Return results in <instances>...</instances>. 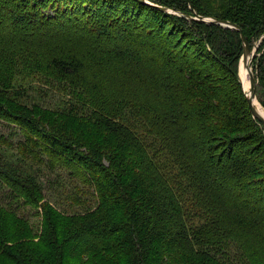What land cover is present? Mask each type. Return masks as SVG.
Instances as JSON below:
<instances>
[{
	"label": "trees",
	"instance_id": "16d2710c",
	"mask_svg": "<svg viewBox=\"0 0 264 264\" xmlns=\"http://www.w3.org/2000/svg\"><path fill=\"white\" fill-rule=\"evenodd\" d=\"M85 1L91 22L69 15L78 0H0V144L66 171L81 183L66 205L85 201L59 209L38 176L0 162L1 190L47 220L45 241L12 246L0 221V264H264V130L237 77L243 43L231 28L220 44V25L195 18L238 25L252 48L264 0H222L228 16L195 0ZM25 72L89 106L17 101L9 77Z\"/></svg>",
	"mask_w": 264,
	"mask_h": 264
},
{
	"label": "rangeland",
	"instance_id": "374dc122",
	"mask_svg": "<svg viewBox=\"0 0 264 264\" xmlns=\"http://www.w3.org/2000/svg\"><path fill=\"white\" fill-rule=\"evenodd\" d=\"M147 4V0H145ZM85 0H78L77 3V11L75 13L69 14L70 16L75 17L74 14H79L77 17L79 18H89V22H91L95 17L91 16L93 14V10L96 7H93V3H90V6L92 10H86L85 5L81 6L82 3H85ZM195 2L200 7V12L202 13H212L220 16H228L230 13L229 6L226 4V1L222 0H195ZM50 2H44V5L49 4ZM110 5H114V3L109 2ZM173 4H177V1L173 0ZM79 6H81L79 8ZM87 6V5H86ZM109 8V7H106ZM99 11L103 10V7L98 8ZM98 12V11H96ZM106 12V11H105ZM149 14L143 13L141 15L143 17L142 23L145 25H157L156 22L149 20L147 17ZM230 15V14H229ZM69 17V16H68ZM71 19H74V18ZM205 17V16H204ZM196 18V17H195ZM169 17H166L162 20H158L160 24L163 23V25L168 24ZM173 22H175L173 20ZM191 22V21H189ZM101 23V22H96ZM176 23V22H175ZM178 24V23H176ZM180 28H183L189 32L194 31V28L192 26H183L180 25ZM213 30L210 31V37H216L221 44L223 40H229L231 36L235 35L231 32L233 29L230 27H226L224 25H220L217 27H213ZM241 29V28H240ZM231 30V31H227ZM237 33L240 32L235 29ZM242 31V30H241ZM206 34V33H205ZM256 46L250 48L251 52H253V57L251 61V72L255 79V101L257 102L256 105H258L256 108L259 109V111L262 112L264 115V82L259 78V75L257 74V65H258V58L262 51H264V33L260 36H257L255 39ZM258 50V51H257ZM242 58L239 55L236 60V70H237V77L240 80L243 93L246 94V90L249 88V82L248 86L246 87V82L243 78H245V74L249 73L247 71V67L242 65ZM242 67V69H241ZM10 82L8 84V87L6 88L7 93L12 94V96L16 97L17 101H20V99L25 104L36 102L43 106V109L48 110L49 108H55L56 106L59 108H62L61 106L66 105L67 107H71L73 104L74 109L79 113L80 111H85V107L89 106V103L87 102L86 95L81 92H71V91H58L53 88L48 87L44 79L40 77L37 74L33 73H19L17 74H11L10 75ZM243 82V84H242ZM244 85V87H243ZM245 88V89H244ZM22 95V96H21ZM21 96L19 99L18 97ZM64 101V102H62ZM68 101V102H67ZM29 105V104H28ZM0 162L2 165L5 166L11 165L16 169L18 172L22 173H28L33 174L35 176H38L44 185V194L46 199L50 200L52 203H54L59 209L67 210V212L80 210L82 206H84L85 201L83 199L76 200L75 203L70 204L71 206H68L66 204L69 203L67 196H72L75 194V190L79 189L81 186V183L79 181L73 182L72 184L67 181V174L66 171L60 172V178L57 177L56 171L51 172L45 165V163H38L37 160L34 159L31 160V158L26 157L19 153V150L17 147H9L8 145H1L0 144ZM55 176V177H54ZM57 179L58 182H61L60 185H58V182L54 181ZM53 182V183H52ZM85 189V188H84ZM80 190V189H79ZM76 194H79L77 192ZM81 197L80 195H78ZM0 213L3 214V219L0 220L2 224L5 226L6 230L5 233L11 242H6V245H13L16 243L21 237L23 238H31L32 236L35 237L33 240H40L45 239L47 237V220L45 219V208L40 207L37 205H30L28 203H23L22 200H12L11 197L7 194L6 191L1 190L0 188ZM58 209V211H60ZM61 212V211H60ZM66 213V212H64ZM62 213V214H64ZM67 214V213H66ZM70 215V214H69ZM0 222V224H1ZM19 227L22 230L27 231L29 235H24L20 233ZM30 230V231H29ZM46 240V239H45ZM44 240V241H45ZM3 246V245H2Z\"/></svg>",
	"mask_w": 264,
	"mask_h": 264
},
{
	"label": "water",
	"instance_id": "95a60500",
	"mask_svg": "<svg viewBox=\"0 0 264 264\" xmlns=\"http://www.w3.org/2000/svg\"><path fill=\"white\" fill-rule=\"evenodd\" d=\"M143 2H146L145 0H142ZM147 4H151V5H154L162 10H164V8L156 5V4H152L150 2H147ZM197 19L203 21V22H207V23H215V24H219V25H224L226 27H230V28H234V29H237L239 32H240V40H242V43H243V52H242V55H241V58H242V61L244 63L245 66L248 67L247 63H246V59L247 57L250 55L251 56V59L250 61H252V57H253V52H251L250 50V47L246 41V38L245 36L243 35L240 27L232 22H229L227 20H221V19H216V18H212V17H200V16H197L196 17ZM249 69V67H248ZM248 78H249V91L246 92L245 96H246V100H247V103H248V107H249V111L251 113V115L259 122H261L262 124V127H263V130H264V118L261 114H259V112L256 110L254 104H253V100L255 99V79H254V76L251 72V67L249 69V74H248Z\"/></svg>",
	"mask_w": 264,
	"mask_h": 264
},
{
	"label": "bare ground",
	"instance_id": "6f19581e",
	"mask_svg": "<svg viewBox=\"0 0 264 264\" xmlns=\"http://www.w3.org/2000/svg\"><path fill=\"white\" fill-rule=\"evenodd\" d=\"M250 59H251V56L249 55V56L247 57V59H246V63H247V65H248L249 69H250V66H251V61H250ZM242 65H244L243 62H242ZM244 66H245V65H244ZM246 67H247V66H246ZM248 67H247V71L249 72ZM241 69H242V67H241ZM248 74H249V73H246V74H245V78H243L244 81L246 82V84H245L246 87L248 86L247 84H248V82H249ZM242 84H243V82H242ZM243 87H244V85H243ZM244 89H245V88H244ZM245 90L248 92V91H249V88H248V89H245ZM253 104H254L255 108L258 106V105H256L257 102L255 101V99L253 100ZM256 110H257V111L259 112V114H261V115L263 116V118H264V115L262 114V112L259 111V109H257V108H256Z\"/></svg>",
	"mask_w": 264,
	"mask_h": 264
}]
</instances>
